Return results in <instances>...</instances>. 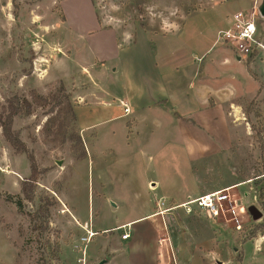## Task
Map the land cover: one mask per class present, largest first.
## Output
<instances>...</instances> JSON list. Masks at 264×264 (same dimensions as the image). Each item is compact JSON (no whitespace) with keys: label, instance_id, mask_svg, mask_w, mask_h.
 <instances>
[{"label":"rangeland","instance_id":"1","mask_svg":"<svg viewBox=\"0 0 264 264\" xmlns=\"http://www.w3.org/2000/svg\"><path fill=\"white\" fill-rule=\"evenodd\" d=\"M262 5L263 0H0V264H146L152 257L170 263L174 252L160 243L161 227L155 252L152 245L144 252L116 248V239L127 232L112 228L152 209L161 214L160 226L171 227L169 234L183 217L199 227L214 223L199 213L171 210L177 199H159L163 192L199 185L203 195L238 185L231 195L245 207L253 202L261 219L246 214L237 236L222 226L223 249L229 264H241L235 246L258 241L245 248L243 264L264 261V53L238 61L218 39L227 20L243 12L264 42ZM205 57L227 60L218 72L246 95L235 101L228 119L219 116L206 129L191 126L186 133L174 125L149 142L131 143L118 123L82 135L75 107L80 95L98 90V83L102 87V76L111 81L103 87L123 89L128 78L140 79L141 67L152 75L157 63L166 72ZM207 70L214 77L215 69ZM150 179L162 188L150 190ZM230 220L221 223L234 228ZM174 244L180 257V243Z\"/></svg>","mask_w":264,"mask_h":264},{"label":"crops","instance_id":"2","mask_svg":"<svg viewBox=\"0 0 264 264\" xmlns=\"http://www.w3.org/2000/svg\"><path fill=\"white\" fill-rule=\"evenodd\" d=\"M156 58L157 56H153L155 61ZM202 58L203 56L200 61ZM219 62L214 61V58L207 61L205 57L202 62H196L197 65L186 63L183 66H169L166 72L158 68L159 64L157 63V65L155 64L156 67L152 68L154 70L152 75L147 73L145 67H141L142 75L140 79H137L139 82L132 81L130 77L128 78L129 82L125 84L123 89L120 86L103 87V83H111V81L102 76V87L98 83V90L93 88L85 95L79 96L81 102L75 107L78 128L83 135L96 130L100 126H110L115 123L122 124L120 131L127 134V137H131V143H138L140 139L149 142L159 137L162 138L161 134L172 132L174 125L179 126L178 128L181 129L182 133H186L185 131L190 129L191 126L200 130L206 129L207 123H215L219 116L227 118L226 113H230L229 111L235 105V101L239 97H246L245 94L240 95L237 93L232 82L223 77L221 70V72H218V67L222 68L227 60ZM211 67L215 69L214 77H211L207 70ZM182 69L185 70L184 73L188 77L183 76ZM212 101L213 104H211ZM124 105L130 109L129 114L124 113ZM167 134L165 135L166 138L169 136ZM187 143L189 144V142ZM140 153L145 154L143 151H140ZM155 174L156 178L159 179L158 173ZM157 179L148 181V188L154 192L162 188ZM237 186L233 185L220 190L236 189ZM200 189L199 185V187L197 186L188 191L178 189L172 193L163 192L160 194L159 199H177L179 205H181L186 202L184 197L188 200L203 196ZM159 199H155V204ZM160 210L162 211V208ZM160 216L161 214H156V209H152L141 218L112 228L115 230L122 229L130 235V239L127 241H122L118 237L115 241V247L118 249L130 247L133 250L144 252L148 245H152L151 250L155 252L159 245V230L157 227H161L160 243L162 246L165 244L168 250L171 249L174 252V256L170 257V263L166 264L230 263L228 255L225 254L223 249L222 233L220 232L222 226L230 228V230L233 229V232H235V229L228 226V223H221L219 220L212 219L215 221L214 223H200L202 227H199L195 223H188L187 218L183 217L181 223L173 220L176 222L174 224H177L178 231L175 229L174 233L169 234L167 232L171 227L167 226L166 223L165 227L160 226ZM83 226L94 229V226H91L88 222H84ZM107 230L108 228H103L102 231ZM148 230H150V236ZM133 237H135L134 241L132 240ZM237 240L238 237L235 239L236 244ZM175 241L178 245L180 243L178 249V252L182 254L180 257L176 255ZM257 242L253 244L249 240L247 242L240 241L242 247L235 246L234 253L242 251L241 264L244 263L247 257L245 248L252 244L256 246ZM230 257L232 260L235 259V255ZM254 257L257 258L255 255ZM145 262L146 264H160L159 259L154 257ZM162 262L165 264V258ZM257 263L264 264V261L257 260Z\"/></svg>","mask_w":264,"mask_h":264},{"label":"built area","instance_id":"3","mask_svg":"<svg viewBox=\"0 0 264 264\" xmlns=\"http://www.w3.org/2000/svg\"><path fill=\"white\" fill-rule=\"evenodd\" d=\"M227 27V29L218 33V39L221 43L233 49L240 61L264 53V42L258 36V27L253 18H248L243 12H238L227 20ZM124 113H130V109L125 105ZM233 190V188H229L212 192L196 199H188V202L178 205L171 210L181 208L188 215L199 213L203 217L219 221L230 218V222L234 224L235 230L240 233L243 229L241 218L249 213V205L245 207L243 202L232 196L231 192ZM160 205L159 208L161 209ZM250 205H253L252 201ZM94 236V233H89L90 240ZM129 237V234L126 233L123 235L122 240L127 241Z\"/></svg>","mask_w":264,"mask_h":264},{"label":"water","instance_id":"4","mask_svg":"<svg viewBox=\"0 0 264 264\" xmlns=\"http://www.w3.org/2000/svg\"><path fill=\"white\" fill-rule=\"evenodd\" d=\"M260 14L264 18V0H263V5L260 7ZM59 165H62V162H59ZM247 205H249L248 212H249L250 216L255 221L261 219L262 215H261L260 211L254 205H250V201H247ZM106 263H107V261H102L100 264H106Z\"/></svg>","mask_w":264,"mask_h":264}]
</instances>
